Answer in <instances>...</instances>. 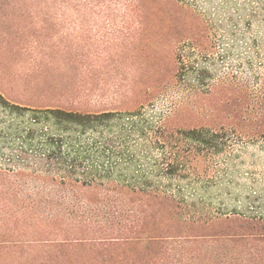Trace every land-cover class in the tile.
<instances>
[{"label":"rangeland","instance_id":"374dc122","mask_svg":"<svg viewBox=\"0 0 264 264\" xmlns=\"http://www.w3.org/2000/svg\"><path fill=\"white\" fill-rule=\"evenodd\" d=\"M216 1L0 0V207L10 201L0 208V264H227L231 256L227 243L202 238L83 243L58 253L37 243L17 225V106L103 111L145 103L147 115L173 121L170 149L185 159L174 189L191 205L182 216L217 217L192 233L264 232V134L237 124L241 92L215 88L231 79L256 91L264 31L256 22L231 31ZM203 125L218 133L212 145L184 138L183 130Z\"/></svg>","mask_w":264,"mask_h":264},{"label":"trees","instance_id":"16d2710c","mask_svg":"<svg viewBox=\"0 0 264 264\" xmlns=\"http://www.w3.org/2000/svg\"><path fill=\"white\" fill-rule=\"evenodd\" d=\"M216 2L215 10L224 15L231 31H250L254 22L257 30L264 31V0ZM257 80L256 91L231 79H220L215 88L229 86L241 92L244 101L234 115L237 124L249 130L260 127L264 134V77ZM17 108L23 119L17 125V225L30 228L37 243L58 253L83 243L97 247L202 238L227 243L231 252L227 264L264 261V247L258 245L264 243V232L192 233L197 224L217 217L196 221L181 214L191 205L180 201L174 189L185 159L170 149L176 145L168 127L170 117L147 115L143 102L127 110ZM182 132L197 144L212 145L219 137L205 125ZM253 134L248 138L254 139ZM3 203L1 209L7 206Z\"/></svg>","mask_w":264,"mask_h":264}]
</instances>
